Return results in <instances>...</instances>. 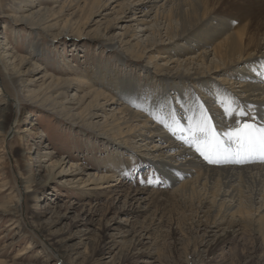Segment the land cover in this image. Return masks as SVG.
I'll use <instances>...</instances> for the list:
<instances>
[{
    "label": "rangeland",
    "instance_id": "1",
    "mask_svg": "<svg viewBox=\"0 0 264 264\" xmlns=\"http://www.w3.org/2000/svg\"><path fill=\"white\" fill-rule=\"evenodd\" d=\"M28 1L35 5L38 3L36 0ZM40 1L56 7L57 13L51 19L56 27L49 29L33 20L16 21L14 17L17 19L20 16L16 13L17 9L22 6L15 0H0V48L4 52V62L8 65L7 72L0 68V140L8 132V124L21 123L14 131L9 130L4 152L0 153L7 166L3 172L4 180L0 181V191L3 190L0 192V209L6 208L8 203L13 207L19 203L14 216L0 211V264H264V241L258 239L255 233L258 223L262 224L264 231V214L256 218L252 212L256 219L251 215L249 221H244L246 223L243 224L241 235L231 242L223 243L220 249L210 251L209 246L225 235V225L221 226L223 229L202 227L199 233H194L190 227H194L198 221L194 210L177 212L175 221H171L172 207L169 205L166 209L163 206L161 208L166 213L165 226L154 230L150 227V220L155 214L154 205L148 206V201L141 202L142 208L130 213L137 205L131 207L125 199L127 192H122L119 197L112 193L111 197V191L115 188L102 189L105 185L115 184L124 186L125 191L130 188V193L137 188L150 193L171 186L164 184L165 177L159 176L155 167L142 154L136 155V161L125 166L124 172L116 174L112 158L119 156L120 162L121 158H126L134 150L119 146L118 143H123L121 136L125 132L112 127L113 124L104 125L103 117L82 112L86 104L79 106L73 93H68L65 98L54 99L55 92H39L51 81L50 77H44V72L49 71L55 78H60L63 76L60 71L64 72L70 67L95 81L94 69L100 67V71L106 72L104 67L108 66L122 70L121 73L133 74L134 81H143L144 66L148 65L145 59L142 63L124 51L129 48L125 44L129 39L124 28L130 23L116 17L115 10L118 8L103 9L93 15L89 25H70L63 31L60 28L68 18L78 21L81 16L76 2L70 9L58 11L64 0ZM204 1L210 7L216 6L221 15L230 17L247 5L242 2L244 0ZM89 16L86 10V16H81L83 22ZM231 19L237 24H244L250 17ZM110 44H116L119 48L110 49L107 47ZM34 46L45 58H38L35 68H31L30 63L23 64L20 77L26 84L14 87L10 82L14 76L11 67L13 64L18 65L20 58L14 61L9 54L16 53L14 57L33 55ZM121 62L123 66H120ZM158 63L163 64V61L159 60ZM148 70L155 81H161L162 77L155 75L152 68ZM98 81H95L96 84L101 86ZM114 81L117 82V77ZM192 86L187 84L184 87L187 102L180 101V106L191 105L189 107L192 108L199 104L200 107L194 109L201 111L204 106L200 104V99L194 100L192 97V90L201 97L200 89ZM81 95L83 92L78 96ZM168 95H174V92ZM216 97L217 94L213 95L218 103ZM3 99L11 104H14L13 100L20 101L17 108L14 106L5 113L1 111ZM219 107H222L223 112L227 108L226 105ZM108 115L106 113L105 116ZM245 117L251 123L257 120L252 112H248ZM106 129H111L109 136L105 134ZM17 130L21 134H15ZM130 139L137 141L140 138ZM16 154L20 156V165L33 175L28 180L30 186L34 187L39 182L45 184L33 197L37 196L38 203L27 201L29 193L22 183ZM30 156L32 160H29ZM207 163L212 168L223 167V164ZM259 164L264 165V161ZM239 166L247 167V164L239 163ZM112 174L113 179H109L107 176ZM105 177L108 180L99 186ZM143 197L147 198V193ZM33 205H39V218L34 221L30 219V207ZM12 220L19 222L13 229L8 226L13 225ZM39 223L50 229L51 233L63 235V241L73 246L74 251L69 252L68 257L59 252L51 239L36 228ZM22 234L24 238H21ZM18 239L20 242L10 245ZM28 243L34 247L32 252L18 256Z\"/></svg>",
    "mask_w": 264,
    "mask_h": 264
},
{
    "label": "bare ground",
    "instance_id": "2",
    "mask_svg": "<svg viewBox=\"0 0 264 264\" xmlns=\"http://www.w3.org/2000/svg\"><path fill=\"white\" fill-rule=\"evenodd\" d=\"M36 1L37 5L28 0H15L22 7L16 12L20 16L14 19L33 20L49 29L56 27V24L51 23L57 13L56 7L45 1ZM74 2L78 5L81 16H86V10L90 16L85 22L81 16L78 21L68 18L60 30L65 31L70 25L87 26L93 15L99 11L110 7L112 10L118 8L115 10L116 17L130 23L123 29L129 39L125 43L129 48L124 51L137 61L142 62L145 59L148 67L144 66L147 68L143 70L144 80L134 81L133 74L121 73L122 70L108 66L104 67L106 72L96 67L94 79L102 84L98 86L83 72L68 67V70L60 71L63 74L62 76L59 73L60 78H55L49 71H45L44 77H50L51 81L47 88L42 87L39 92H55L54 99L65 98L68 93H73L72 96L79 106L86 104L82 112L93 117H103L104 125L113 124L112 127L125 132V135L121 136L123 143L118 144L134 150L129 152L126 158H121L120 162L119 156L112 158L116 174L124 172L123 168L132 165L136 161L135 156L142 154L155 167L157 174L165 177L164 184L171 186L150 193L137 188L130 193L128 191L131 189L125 191L124 186L105 185L102 189L115 188L111 191V197L112 193L119 197L122 192H127L125 199L131 207L137 205L134 208L136 210L133 209L130 213H136L138 208H142L141 202L148 201V206L154 205L155 214L150 220V227L154 230L165 226L166 213L161 209L162 206L165 209L169 205L172 207L171 221H175L180 212L194 210L196 218L198 217L196 225L190 226L194 233H199L202 227L223 229L221 226H226L225 235L209 246L210 251L220 249L223 243L231 242L243 233L245 220L249 221L253 215L257 218L264 214V165L259 164L264 158L258 153L245 158L230 157L224 161L223 167L212 168L208 165V160L196 150V145L204 139L203 134L198 131V126L206 117L224 146L231 149L235 148V144L229 142L224 133L237 127L239 123L248 122L245 117L248 112L257 117L253 124L264 127V0L242 1L247 3L246 7H243L244 12L240 9L231 17L241 20L250 17L244 24L235 23L228 15H221L216 6H208L204 0H64L58 11L70 9ZM107 47L119 48L116 44ZM32 52L34 56L14 57L16 53L9 54L14 61L17 57L20 58L19 64H13L11 67L14 76L10 82L14 87L26 84L20 77L23 64L30 63L31 68H35L38 65L37 59L45 58L36 51V46ZM159 60L163 61V64H159ZM4 61V52L0 48V68L7 72L8 65ZM120 66H123V62ZM149 68L153 69L155 75L162 77L160 82L154 80ZM77 74L80 76H74ZM111 74L117 77V82ZM187 84L200 89L201 97L194 90L192 97L194 100L200 99L199 102L205 109H194L200 107L199 104L192 108L189 107L191 105L180 106V101H186L187 98L184 89ZM157 85L159 87L154 88ZM82 92L83 95L78 96ZM173 92L174 95H168ZM215 94L218 103L213 98ZM164 95L168 97H163ZM3 100L4 107L1 111L5 113L14 106L17 108L20 101L13 100L14 104H11ZM221 105L234 109L236 114H226L222 107H219ZM240 112L246 115L241 116ZM106 113H109L108 117L105 116ZM83 123L87 124L86 121ZM20 124L19 121L12 126L8 124L7 131H14ZM110 130L106 129V136H109ZM8 132L0 140V153L4 152ZM15 134H21L20 130ZM130 137L140 139L132 141ZM16 157L22 183L29 193L27 201L38 203L37 196L33 197L45 184L39 182L34 187L30 186L28 180L33 175L26 167L20 165L18 154ZM32 159L30 156L29 160ZM232 159L233 161H230ZM239 163L247 164V167H241ZM6 168L5 158L0 155V181L4 180L3 172ZM108 174L107 172L106 175ZM113 174L107 177L113 179ZM107 180L105 177L98 185H103ZM144 193H147V198L143 197ZM17 205L13 207L8 203L7 207L0 211L14 216ZM177 208H180V211ZM38 210L39 205L30 207V219L33 221L39 218ZM249 216L251 217L248 218ZM213 217L216 219H212ZM12 222L13 225H8L12 229L19 224L16 220ZM208 222L212 227L207 225ZM256 227L257 238L264 241L262 224L258 223ZM36 228L46 234L66 257L69 252L74 251L73 246H68L67 242L63 241V235L51 233L42 223L37 224ZM209 233L210 231L208 235ZM21 238H24V234ZM17 242H20V239L10 245ZM26 246L18 256L30 254L34 249L31 243Z\"/></svg>",
    "mask_w": 264,
    "mask_h": 264
},
{
    "label": "snow or ice",
    "instance_id": "3",
    "mask_svg": "<svg viewBox=\"0 0 264 264\" xmlns=\"http://www.w3.org/2000/svg\"><path fill=\"white\" fill-rule=\"evenodd\" d=\"M225 112L228 115L236 114L235 110L230 107H227ZM239 115L243 116L246 113L240 112ZM198 131L203 134L204 139L196 145V150L209 163H220L230 157L245 158L254 153H258L264 158V127L242 122L239 126L224 133L228 141L235 144L234 149L224 146L223 141L219 139L206 117L198 126Z\"/></svg>",
    "mask_w": 264,
    "mask_h": 264
}]
</instances>
